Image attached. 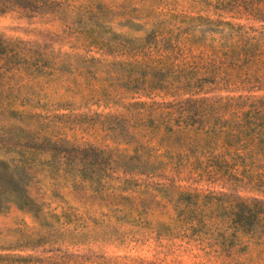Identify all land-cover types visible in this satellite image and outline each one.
<instances>
[{"label":"rangeland","instance_id":"rangeland-1","mask_svg":"<svg viewBox=\"0 0 264 264\" xmlns=\"http://www.w3.org/2000/svg\"><path fill=\"white\" fill-rule=\"evenodd\" d=\"M49 1L59 7L39 15L0 0V264H264V144L248 139L264 114L217 102L248 94L232 84L199 92L152 70L169 54L179 69L192 56V71L216 72L183 42L217 37L200 18L264 24L221 13L220 0ZM172 101L233 140L204 130L159 143L162 129L142 128L162 167L107 152L130 154L115 141L123 118L158 120L149 106ZM241 204L246 230L234 223Z\"/></svg>","mask_w":264,"mask_h":264},{"label":"trees","instance_id":"trees-1","mask_svg":"<svg viewBox=\"0 0 264 264\" xmlns=\"http://www.w3.org/2000/svg\"><path fill=\"white\" fill-rule=\"evenodd\" d=\"M18 5H29L34 9L36 14H47L51 7H59V4H55L49 0H21ZM22 7V6H20ZM219 10L221 13H233L240 17H244L247 20H252L261 24H264V0H220ZM26 8V7H23ZM206 21L207 24L216 26L215 31L211 30V33L217 35L216 38L197 39L196 37L186 38L184 43L196 46L199 50V56L204 57L202 60V66H212L216 69L213 74L211 70L203 68V73H199L197 70L192 71L194 64L191 61L192 56L184 67L186 70L179 69V66L173 65L175 62L168 54L169 60L172 64H165L158 61L157 64L161 66L159 68H152L157 73L163 75H169L172 81L178 85H192L198 89L199 92L205 87V85L220 84L224 87L227 85H234L239 89L246 91L247 95H238L225 98H218L217 102H224L234 108L247 109L256 114H264V96H254L250 93L254 91H264V28L259 31L252 27L239 26L230 22H224L222 20L210 21L208 19H198ZM214 24V25H213ZM216 24V25H215ZM220 27L225 30L219 29ZM252 33V35H250ZM113 38L120 37V35L111 34ZM157 36H159L157 34ZM157 39H154L156 42ZM94 43H96L93 40ZM169 50L172 55H183V49H180L176 43L171 44ZM103 45V44H101ZM4 52V48L0 44V54ZM201 75L197 78L190 79L189 75ZM215 73H220L216 81ZM235 92V90L231 91ZM130 108L139 106L145 108V104L133 103L128 105ZM151 110H161L158 116V120L152 119L153 116H149L145 120H139V123L135 122V118H123L122 129L123 133L121 137L115 141L117 145L122 144L130 147V154L127 150H121L118 147L107 148L109 154H117L120 158H128L138 164H142L145 167H162L163 163L159 160V156L152 154V149L146 146L142 140L148 136L147 132H143L142 128L156 131L163 130V136L159 140V143L164 142L166 139H172L174 142L180 139V136L190 139L193 134L206 130L212 134L222 135L224 139H232L228 129H216L208 124V114L202 110L185 103V102H162L152 103L149 106ZM150 115V114H149ZM170 135V136H169ZM173 137V138H172ZM250 140H256L257 143L264 144V133H254L248 136ZM0 164H4L0 162ZM6 183V182H5ZM11 180H8L9 185ZM4 185L0 181V200H3L4 194L1 192V187ZM25 205L31 202L30 199L24 197ZM247 205L241 204L235 212L234 223L243 229L249 228L248 219L250 213L248 212ZM56 218V217H55ZM57 219H59L57 217Z\"/></svg>","mask_w":264,"mask_h":264}]
</instances>
